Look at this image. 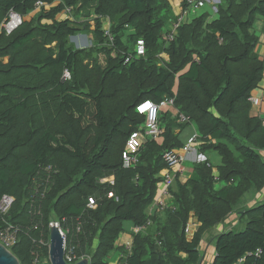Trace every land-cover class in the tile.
<instances>
[{
	"label": "trees",
	"instance_id": "trees-1",
	"mask_svg": "<svg viewBox=\"0 0 264 264\" xmlns=\"http://www.w3.org/2000/svg\"><path fill=\"white\" fill-rule=\"evenodd\" d=\"M187 1L174 34L169 0H0V201L14 200L0 231L16 234L20 264H51L53 222L89 264H110L115 251L125 254L118 264H200L207 236L211 264H264V198L248 205L264 191V119L251 101L264 80L253 31L264 0H219L216 12ZM38 2L45 7L7 35L9 13L26 18ZM86 32L92 47L77 49L71 38ZM166 100L162 134L145 137L137 108ZM190 128L199 153L221 157L218 174L193 163L191 179L174 180L172 205L149 216L164 156L185 147ZM135 132L137 163L126 168ZM232 215L244 228L216 232ZM128 223L145 228L129 253L118 244Z\"/></svg>",
	"mask_w": 264,
	"mask_h": 264
},
{
	"label": "built area",
	"instance_id": "built-area-1",
	"mask_svg": "<svg viewBox=\"0 0 264 264\" xmlns=\"http://www.w3.org/2000/svg\"><path fill=\"white\" fill-rule=\"evenodd\" d=\"M211 1V3H209ZM205 3H209L213 6V10L216 12L215 5L217 4V0H188L187 5L189 6V9L192 10H198L199 8L203 7ZM45 5L42 2H38L36 4V10L35 11H41ZM184 9L182 8L181 13L178 14V20L172 25V30L173 33L176 34L177 29L180 27L181 23L184 21L183 19L187 15L186 11H183ZM69 11V10H68ZM67 11V12H68ZM23 23V18L11 11L8 16V20L4 23L2 29L5 31L7 35H11L21 24ZM108 30V27L106 28ZM174 35H172L171 39H173ZM145 54V47L142 41L138 42L137 45V55L138 56H143ZM65 78L69 79L70 75L68 72L65 74ZM253 103L254 101L251 100ZM174 103L173 100H166L162 102L161 104H155L152 102H146L141 104L137 110L141 115H145L146 117V124H145V137H149L151 139H158L160 135L162 134V130L160 129L159 126V112L160 109L164 106H172ZM142 137L140 132H135L132 134L130 137L128 143H127V148L125 153L123 154V159L125 162V167L130 168L132 165L137 163V153L139 151V148L141 146V140ZM198 136L194 137L189 141V143L183 148V154H180L178 151H173L169 152L164 156V160L167 164V175L165 178L164 185L166 187L165 189V194L164 195H170L169 191L174 185V178L172 176L175 175L176 168H181L184 164H186L189 161V156L190 155H195V162L197 163H207L208 167L212 165L208 159V157L203 154V153H198L194 149V145L196 147L198 146ZM13 198L10 196H4L1 201H0V214L2 215H7L11 211L12 205H13ZM160 205L161 208H167L163 203L158 204ZM88 208L90 209H96L97 208V203L94 199H90ZM56 227L59 229L60 234L64 238L65 241V261L68 264H76L77 262H80L84 259H87L88 261L90 260L88 257H83L81 259L78 258L76 254V247L74 246H68L67 243V232H65L62 227L60 222H53L50 224V228ZM145 228H135L133 233L134 234H139L142 232ZM195 228L193 227V224L190 222L187 229L186 233L191 236L194 232ZM0 243L9 251L13 248V246L17 243V237L16 234L10 232L8 229L0 231ZM49 248H50V241H49ZM128 252L131 251V245H127ZM260 252H258L259 254ZM125 256H121L120 258H124ZM38 262V260L36 261ZM89 264V262H88Z\"/></svg>",
	"mask_w": 264,
	"mask_h": 264
},
{
	"label": "crops",
	"instance_id": "crops-1",
	"mask_svg": "<svg viewBox=\"0 0 264 264\" xmlns=\"http://www.w3.org/2000/svg\"><path fill=\"white\" fill-rule=\"evenodd\" d=\"M169 1L172 4L174 14L176 16L178 14H180L181 9L183 8L182 3L184 2V0H169ZM203 7H206V8L208 7L209 9H213V7L211 5L208 6L207 3H205V5ZM108 25H109V23H107L106 28L109 27ZM254 26L256 28V33L255 32L254 33L259 38V44L257 46V54L260 57V59L262 61H264V17L258 16ZM253 31H254V28H253ZM251 100L254 101L253 110H254L255 114L260 115V117L264 119V80H263L262 84L260 85V87L252 93ZM166 107H168V106H164L162 108H166ZM196 136H198V133H197V130L195 128L194 129L190 128V129L184 131L183 134L181 135V137H183L186 145L189 143V141L191 139H193ZM194 149L197 151L196 145H194ZM175 151H178L180 154H183L182 148L181 149H175ZM208 157H209L210 163L213 165L214 173L217 176V174H218L217 168L219 166H221V164H222L221 163V157L217 153H210V154H208ZM195 161H196L195 155H190L189 161L186 164H184L181 168L175 169V171H176L175 175L172 174L174 180H176L177 176L179 177V179L182 182H186L187 180L191 179L193 176V165H194L193 163H195ZM167 174H168L167 170L165 169L159 175L161 182L158 184L157 196H156L153 204L147 210V215H149V216H152L155 214L160 216V215H162L164 210H166L167 208H169L172 205V202H173L172 194L169 193L170 195H168V196L164 195L165 189H166L164 182H165V178H166ZM110 181H112V179H110ZM174 185H175V181H174ZM263 198H264V191L258 195H255V198L252 199L248 205L252 206L257 202V200H261ZM160 203H163L167 208H161L160 205H158ZM193 216L194 215L192 214V218L190 219V222L193 224V227L196 230L197 227L199 226V224H198V220ZM240 225H242V224L240 223L239 219L237 218V215H232L225 222V224L219 225L216 228V232L220 233L224 230L236 229ZM134 229H135V227L132 224H130V223L126 224V232L123 235H121L120 241L118 242L119 246H123L124 251H126V252H128L126 250L127 245L132 246V244H133V237H134L133 231H134ZM201 253L203 254V262L205 264H211L215 258V247L212 245L211 241H208V242L204 241L203 242L202 247H201ZM124 255L125 254H123V253L119 254L118 260L121 256H124ZM111 257H112V255L109 256V259ZM114 264H118V261H115ZM119 264H122V263H119Z\"/></svg>",
	"mask_w": 264,
	"mask_h": 264
},
{
	"label": "water",
	"instance_id": "water-1",
	"mask_svg": "<svg viewBox=\"0 0 264 264\" xmlns=\"http://www.w3.org/2000/svg\"><path fill=\"white\" fill-rule=\"evenodd\" d=\"M49 257L51 264H68L65 261V241L59 229L56 227H52L50 232ZM88 262L87 259H84L76 264H88ZM0 264H20L13 253L7 250L1 243ZM200 264H204L203 261H201Z\"/></svg>",
	"mask_w": 264,
	"mask_h": 264
},
{
	"label": "rangeland",
	"instance_id": "rangeland-1",
	"mask_svg": "<svg viewBox=\"0 0 264 264\" xmlns=\"http://www.w3.org/2000/svg\"><path fill=\"white\" fill-rule=\"evenodd\" d=\"M185 1V0H184ZM209 3H211V1H209ZM208 6H210V4L207 3ZM182 10V9H181ZM36 13L38 14L39 11H36ZM36 13H30L26 18H23V21L24 20H32L37 14ZM81 21L82 22H88L91 24V28H93V23L91 21H88L86 20L85 18H81ZM45 23V22H44ZM109 26V25H108ZM254 32L256 33V28L254 26ZM71 43L77 48V49H90L93 45V38H92V35L91 33H84V34H79L78 36H75V37H72L71 38ZM102 62V60H101ZM143 137H141L140 139H142ZM244 228L243 224L241 226H239L236 231H240ZM212 235V234H211ZM210 236V235H209ZM206 242L209 241V238L208 236L206 237ZM112 257L109 259L110 261V264H114L115 261L118 260V257H119V253L117 251L113 252L112 254Z\"/></svg>",
	"mask_w": 264,
	"mask_h": 264
},
{
	"label": "clouds",
	"instance_id": "clouds-1",
	"mask_svg": "<svg viewBox=\"0 0 264 264\" xmlns=\"http://www.w3.org/2000/svg\"><path fill=\"white\" fill-rule=\"evenodd\" d=\"M218 2L220 3V1H219V0H217V4H219ZM208 4H209V3H208ZM217 4H216V5H217ZM210 5H211V4H210ZM216 5L214 6V7H215V9H216ZM211 6H212V5H211ZM212 7H213V6H212ZM201 8H202V7H201ZM199 9H200V8H199ZM212 10H213V9H212ZM213 11H214V10H213ZM216 11H217V10H216ZM214 12H215V11H214Z\"/></svg>",
	"mask_w": 264,
	"mask_h": 264
}]
</instances>
